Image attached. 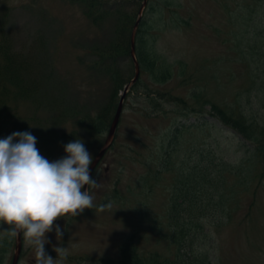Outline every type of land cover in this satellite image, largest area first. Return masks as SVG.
I'll list each match as a JSON object with an SVG mask.
<instances>
[{
  "label": "trees",
  "instance_id": "trees-1",
  "mask_svg": "<svg viewBox=\"0 0 264 264\" xmlns=\"http://www.w3.org/2000/svg\"><path fill=\"white\" fill-rule=\"evenodd\" d=\"M78 1L88 6L93 21L100 18L103 21L102 15L111 14L112 8L117 18L115 38L106 48L90 53L96 56L90 64L99 66L110 86L108 101L85 117L82 124L83 132L93 142L95 138L99 140L109 127L118 92L131 78L121 71L118 61L127 59L132 65L134 63L130 37L141 3H132L138 8L126 12L120 5L124 3L112 6L106 0ZM256 2L236 3L233 10L229 9L228 3H221L220 15L228 16L226 23L230 26L217 29V32L226 44L234 41L231 50L236 52L240 68L237 74L230 72L228 79L225 73L219 74L224 67L223 60L212 63L210 57L203 58L194 68L185 58L173 60L161 53L156 45L157 32L167 27L159 26L152 34L149 18L157 9L151 3L146 4L135 34L140 73L131 85V92L144 102L141 108L144 118L171 119V124L159 144L162 148L159 159L153 157L154 165L149 166L143 161L148 173L138 186L143 197H147L153 193L156 182L167 176L168 202L160 219L145 201L131 204L132 214L137 218L135 230L122 240L116 257H100L97 259L100 264H259L247 257L242 247L238 249L241 263L227 257L221 233L223 228L230 227L233 243L244 241L255 253H264V0ZM179 18L175 17L181 25L188 24L187 20ZM236 23L239 26L234 25ZM228 28L231 37L225 39L223 34ZM25 62L10 55L1 40L0 139L12 134L9 129L11 117H18L10 110L35 91L36 82L29 78L30 65ZM213 83L216 90L221 85L226 91L222 100L210 91ZM75 106L71 112L76 110ZM208 117L243 139L241 155L236 159H224L219 145L218 150L213 151L196 137L184 139L183 132L191 127L204 134L207 126H215ZM191 118L193 120L189 121ZM17 132L24 130L17 129ZM66 136L57 139L61 147L77 139ZM85 138L82 139L84 144ZM123 138L119 133L116 136L115 131L104 155L112 148H121ZM36 140L39 144L37 137ZM122 145L127 149L123 153L125 161L121 162L124 168L126 162L134 161L131 155L134 148L126 140ZM142 145H145L143 140ZM61 150L52 145L49 147L48 154L53 152L54 155L52 161L66 156V153L55 156V152ZM144 153V159H150L148 152L135 151L134 154L141 157ZM113 192L110 197L115 196L116 187ZM151 230L155 234L153 245H142L139 236L149 237ZM11 241V234L0 240V264L4 263Z\"/></svg>",
  "mask_w": 264,
  "mask_h": 264
},
{
  "label": "rangeland",
  "instance_id": "rangeland-1",
  "mask_svg": "<svg viewBox=\"0 0 264 264\" xmlns=\"http://www.w3.org/2000/svg\"><path fill=\"white\" fill-rule=\"evenodd\" d=\"M142 1L106 0V3L112 6H116L115 3H124L120 4L121 9L131 12L138 8L132 3ZM82 3L78 0H0V42L2 40V44L9 49L10 55L16 56L23 63L25 60L28 62L29 78L36 82L35 91L33 90L30 96L10 110L18 117H11L9 129L11 133L19 129L36 136L39 143L36 144L37 149L49 161H52L51 158L54 159L53 152L51 155L48 154L51 145L58 149L62 148L61 152H55V156L65 153L64 147L60 146L61 142L57 140L62 135L66 134L71 138L74 136L73 139L86 137V148L93 157L107 135L108 128L99 140L95 138L92 142L93 139H89L83 132L82 124L85 117L99 110L108 101L109 81L99 66L90 64L96 58L90 53L106 48L115 38L117 18L112 8L111 14L102 15L103 21L101 18L93 21L92 15L89 16L88 6ZM146 3H151L157 9L151 12L149 18L153 27L152 34L159 26L167 27L157 32L156 40L158 50L167 58L173 60L185 58L195 68L203 58L210 57L212 63L224 61L222 64L224 67L219 74L225 73L226 79L229 78L230 72L239 73L237 54L231 50L234 41L229 40L230 44H226L217 32V29L230 26L229 22L226 23L229 21L228 16L220 15L223 10L221 3H228L229 9L233 10L236 3H258L256 0H147ZM177 16L179 19L187 20L188 24L181 25L180 21L175 19ZM229 28L223 34L225 39L231 37ZM133 65L127 59L118 61L121 71L131 78L134 72ZM22 74L25 75L24 72ZM219 86L217 91L213 83V89L210 91H214L222 100L226 91ZM119 96L115 100L110 122ZM143 105L144 102L131 92L130 86L124 99L116 136L119 133V136L124 137L123 144L125 140L132 144L134 150L131 155L134 161L126 162V167H121V162L125 161L123 153L127 151L122 143L121 148L108 150L92 172V177L100 184L99 188H89V192L94 196L95 207L85 209L77 216L67 214L58 218L55 224L63 232L59 240L55 229L46 233L48 241L45 244L46 253L55 259L57 264H100L97 261L100 257H116L122 240L135 230L137 218L132 214L131 204L145 201L158 219L163 216L168 202L167 176L156 182L153 193L146 195L147 197H143L144 194L138 185L141 178L148 173L147 166L154 165L152 158L159 159L162 152L159 144L166 135L171 119L161 121L144 118L141 114ZM73 106L76 110L71 112ZM170 107L168 106V109ZM208 119L215 126H207L208 130L204 134L191 127L190 130L183 132L184 139L196 137L213 151H217L219 145L224 159L234 160L241 155L243 139L232 130L213 121V118ZM142 140L145 145H142ZM146 147V150L143 149ZM135 151L148 152L151 155L150 159H144L146 153L141 157L136 156ZM143 161L148 163L147 166ZM114 187L117 192L115 196L110 197L114 194ZM106 199H109L108 202L102 204ZM107 205H110V208H101ZM11 227L0 221V240L11 234ZM230 229L228 227L221 230L225 241L224 254L240 262L241 254L238 249L242 247L247 257L264 264L262 262L264 253H255L244 241L238 240V243L237 241L233 243ZM146 230L149 231V228ZM16 236L12 235L11 246L5 254L3 264L10 263ZM21 236L22 252L18 264H36L35 247L26 242L22 231ZM148 236L139 238L142 245L150 247L155 241L154 231L151 230ZM55 247L63 248L64 251L58 256L54 251Z\"/></svg>",
  "mask_w": 264,
  "mask_h": 264
},
{
  "label": "clouds",
  "instance_id": "clouds-1",
  "mask_svg": "<svg viewBox=\"0 0 264 264\" xmlns=\"http://www.w3.org/2000/svg\"><path fill=\"white\" fill-rule=\"evenodd\" d=\"M36 143L30 132H14L0 139V221L12 226L13 236L22 231L36 249V264H57L46 253V233L55 229L59 240L63 232L55 221L93 209L89 188L100 184L91 175L93 156L82 139L67 143L66 156L55 161L42 156ZM54 251L59 256L64 249L55 247Z\"/></svg>",
  "mask_w": 264,
  "mask_h": 264
},
{
  "label": "water",
  "instance_id": "water-1",
  "mask_svg": "<svg viewBox=\"0 0 264 264\" xmlns=\"http://www.w3.org/2000/svg\"><path fill=\"white\" fill-rule=\"evenodd\" d=\"M146 1L147 0H143L140 7H139L138 15H137L136 21L134 23V26H133V29L131 32V37H130V44H131L130 54L134 60V75H133L132 79L130 80V82L126 83L124 85V88H123L122 92L120 93L119 101L117 103L115 113H114L113 118L111 120V123L109 125L106 138H105L101 148L99 149V151L93 157V163L90 165L91 174H92L95 166L100 161L101 157L103 156L106 149L109 147V145L111 144V142L113 140L116 128H117L119 120H120V115L122 112L123 101H124L125 95L129 89L130 84L134 83L139 76V71H140L139 63H138L136 56H135V34H136V29L138 27V24L141 20L143 10L147 4ZM86 188H87V186H85V189H83V190H86ZM20 252H21V233L17 234V236H16L15 249H14V253L12 255L10 264H17L19 256H20Z\"/></svg>",
  "mask_w": 264,
  "mask_h": 264
}]
</instances>
